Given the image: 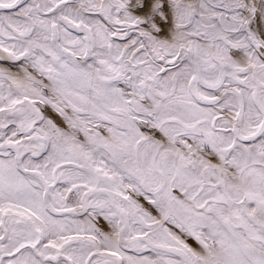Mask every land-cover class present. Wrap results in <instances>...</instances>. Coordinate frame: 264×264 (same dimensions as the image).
<instances>
[{
    "label": "snow or ice",
    "instance_id": "obj_1",
    "mask_svg": "<svg viewBox=\"0 0 264 264\" xmlns=\"http://www.w3.org/2000/svg\"><path fill=\"white\" fill-rule=\"evenodd\" d=\"M0 264H264V0H0Z\"/></svg>",
    "mask_w": 264,
    "mask_h": 264
}]
</instances>
